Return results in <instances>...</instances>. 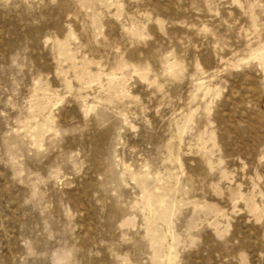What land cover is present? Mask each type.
Returning a JSON list of instances; mask_svg holds the SVG:
<instances>
[{
	"label": "rangeland",
	"instance_id": "rangeland-1",
	"mask_svg": "<svg viewBox=\"0 0 264 264\" xmlns=\"http://www.w3.org/2000/svg\"><path fill=\"white\" fill-rule=\"evenodd\" d=\"M0 264H264V0H0Z\"/></svg>",
	"mask_w": 264,
	"mask_h": 264
}]
</instances>
